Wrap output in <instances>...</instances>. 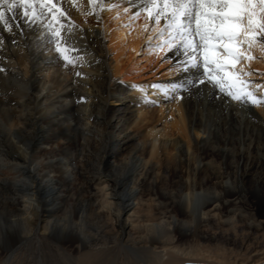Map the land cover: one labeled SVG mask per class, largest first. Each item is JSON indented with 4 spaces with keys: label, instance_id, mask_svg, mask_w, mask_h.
Instances as JSON below:
<instances>
[{
    "label": "bare ground",
    "instance_id": "bare-ground-1",
    "mask_svg": "<svg viewBox=\"0 0 264 264\" xmlns=\"http://www.w3.org/2000/svg\"><path fill=\"white\" fill-rule=\"evenodd\" d=\"M52 2L79 49L71 80L60 53L30 47L43 24H0V264H264V81L244 85L255 105L174 89L192 78L176 48L170 81L118 83L108 54L130 36L110 20L148 27L145 0ZM27 245L38 262L16 258Z\"/></svg>",
    "mask_w": 264,
    "mask_h": 264
},
{
    "label": "snow or ice",
    "instance_id": "snow-or-ice-1",
    "mask_svg": "<svg viewBox=\"0 0 264 264\" xmlns=\"http://www.w3.org/2000/svg\"><path fill=\"white\" fill-rule=\"evenodd\" d=\"M88 3L93 12L97 6L103 7L97 0H88ZM141 11L157 25L161 19L164 21L163 28H154L161 38L158 47L166 46L168 51L182 49L186 57L180 71L192 73V78L173 84L174 89L212 85L221 92L229 89L227 94L232 100H246L253 105L258 102L254 94L245 89L244 85L248 82L240 79L235 71L226 69L246 55L242 50L244 45L251 49L264 41V0H145ZM9 14L14 19L19 15L25 25L43 24L55 51L66 62H74L66 53L79 49H69L59 21V17H65L66 12L52 0H0V24L11 32L13 25L9 23ZM48 15L51 19L44 23ZM133 15L138 16L139 11ZM144 27L147 28V25ZM247 58L253 57L248 55Z\"/></svg>",
    "mask_w": 264,
    "mask_h": 264
},
{
    "label": "rangeland",
    "instance_id": "rangeland-1",
    "mask_svg": "<svg viewBox=\"0 0 264 264\" xmlns=\"http://www.w3.org/2000/svg\"><path fill=\"white\" fill-rule=\"evenodd\" d=\"M121 12L120 15L110 20V24L112 27V33L116 34L118 29H120V26L124 25V28L127 29V32L130 36L129 41H125V43H120L117 45V42H114V45L116 46L115 50L111 51V53L108 54V57L113 60V58H118L122 61L120 67L121 72L118 75L117 82L118 83H158L163 84L165 82L170 81V79L175 75L173 74V59L171 57V54L174 49L168 51L165 47H158L160 44V36L154 31L155 27H164V23L160 22L159 25L156 24L154 20L148 24V27L143 29L142 31H136L138 29H141L143 26L146 25V23L143 22V20L137 19V16L131 15L128 13ZM123 15V16H122ZM139 16V15H138ZM120 17V18H118ZM134 17V18H133ZM9 19V18H8ZM123 23V25H121ZM61 25H63V28L66 26L62 22H60ZM59 26V25H58ZM136 26V27H135ZM62 28V29H63ZM132 31V32H131ZM42 32V33H41ZM40 32V35H37L34 39H32L31 42V48L37 49V50H43L44 54L48 57V60L53 59V55L55 54V51L48 53V51L51 49L55 50V46L53 43L50 42L48 32L45 30V28ZM131 33V34H130ZM136 33V34H135ZM42 34V35H41ZM113 34V37H115ZM144 34V35H143ZM134 35V36H133ZM42 36V37H41ZM167 36V33L165 32V38ZM133 37V38H132ZM31 39V37H30ZM136 40V41H135ZM109 39L106 40V45L109 44ZM139 46L137 47V45ZM137 47V49H136ZM257 49V48H256ZM255 48L248 49L247 45L243 46V51H245L246 55L238 60V62L233 66L230 65L226 71H235L237 75L240 77V79H243L249 83H260L264 81V49L259 47L257 50ZM251 55L253 58L248 59L247 56ZM186 58V57H185ZM70 59L74 62H66L67 70L71 73V76H68V79H72V72L75 68V55L70 56ZM190 80V79H189ZM72 86H66V90H70ZM43 93H46V90L43 91ZM9 95V94H8ZM225 98L230 99V96H227L226 94H221ZM7 96V95H6ZM53 97V96H51ZM66 102V100H64ZM158 116H155L157 118ZM49 119V117H48ZM45 149L50 148L48 145H44ZM32 167L33 164L29 165L28 172L32 173ZM67 171H72V167H67ZM65 174L58 172L57 177L59 179H63ZM78 180L73 181V185H78ZM75 183V184H74ZM250 185V183H249ZM63 197H65L63 195ZM70 197V193H68L67 200ZM258 211L263 212L264 206H258ZM62 211L55 213L53 217H58L62 215ZM26 253H25V251ZM37 252V253H36ZM55 252V251H54ZM26 254L28 255V259H31V256H33V259L38 262L40 259L39 257V251H36L31 247V245L24 246V249L19 251L18 253H15L16 258L23 257ZM44 254V257L46 258L49 254L55 255V253H51L48 248L46 250H43L42 253ZM0 259L3 258V254H0ZM24 263H27L26 261Z\"/></svg>",
    "mask_w": 264,
    "mask_h": 264
}]
</instances>
